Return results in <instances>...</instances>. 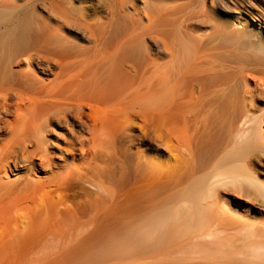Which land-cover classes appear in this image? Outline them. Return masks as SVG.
<instances>
[{"label": "bare ground", "instance_id": "1", "mask_svg": "<svg viewBox=\"0 0 264 264\" xmlns=\"http://www.w3.org/2000/svg\"><path fill=\"white\" fill-rule=\"evenodd\" d=\"M10 1L0 0V224L16 222L18 211L38 217L32 244L55 261L82 259L74 251L82 247L108 249L110 225L163 237L173 224L179 244L167 264H264L260 246L226 241L245 223L227 219L215 192L226 176L264 202V178L249 157L264 171V0H115L106 15L102 8L90 18L63 11L61 0H35L15 21L19 3ZM196 22L211 29L196 33ZM218 134L231 138L222 170L176 185L174 208L161 223H134L157 176L136 145L165 136L189 167ZM186 167L171 178L179 181ZM72 183L83 186L77 207L47 206V195ZM125 211L132 223L122 219ZM8 232L7 244L15 245L20 239Z\"/></svg>", "mask_w": 264, "mask_h": 264}, {"label": "rangeland", "instance_id": "2", "mask_svg": "<svg viewBox=\"0 0 264 264\" xmlns=\"http://www.w3.org/2000/svg\"><path fill=\"white\" fill-rule=\"evenodd\" d=\"M12 1H13V3H12ZM15 1H18L17 4L19 3L20 5L18 4V6H17ZM27 1L28 0H11L10 2H8L12 5H14V3H15V5L17 6L16 10H15L16 16L13 18L14 21L16 20V18L22 17L25 12H28V9H30L32 7L31 5L36 4L39 1L40 2H47L48 0H37V2H35V3H34L35 0H31L30 2H27ZM67 1L68 0H64V1L61 0V2H63V3H61L60 1H59L60 4L58 3L60 5V7L62 5L61 8L63 9V11L67 12L66 9H68L69 7H70L69 9L71 11H72V9L76 10V8H77L78 11L79 10L85 11L84 13L86 14V16L88 18L95 16V14H96V16L99 15V10L101 12L100 14H102L104 12V14L106 15V12H109V10L111 9L110 7L114 8V5L116 3L115 0H97V1L96 0H83V1L82 0H80V1L79 0H73V1L70 0L69 2H67ZM66 2L69 4L68 6L66 5L67 4ZM86 2H87V4H86ZM23 4H25V5H23ZM111 4H114V5L111 6ZM63 5L66 6V9L64 8ZM70 5L71 6L74 5V6L71 7ZM212 5H214V4L212 3ZM27 6L29 8H27ZM105 7L109 8V9H106ZM102 8H104V10ZM105 9H106V11H105ZM39 10H40V12H42L41 13L42 15H43V13H45L41 9H39ZM102 10H103V12H102ZM124 10L126 12V9H124ZM73 11L71 12L70 15L75 16L76 11L74 13H73ZM94 12H96V13H94ZM69 13H70V11H68L67 14L69 15ZM93 13H94V15H92ZM126 13H128V12H126ZM88 14L91 16H89ZM104 14H103V16H105ZM45 15L46 14H44L43 16H45ZM126 16L127 15L125 14V20H126ZM127 17H129V16H127ZM123 19H124V16H123ZM127 19H129V18H127ZM195 25L197 26V22L195 23ZM210 27H211L210 23H209V25L204 23L200 27L194 28V29L196 30V33L199 32V31L197 32V30H200V33H204V31L206 32L207 29L209 31V29H211ZM64 29H65L64 31H66V32L68 31L67 28H64ZM68 32H70V31H68ZM218 47L222 48L223 46H221L219 44ZM218 47H217V51H220V52L224 51V49H220V48L218 49ZM243 51L245 52L246 50H242L241 52H243ZM35 66L37 67L36 69L43 68V66H41V65L40 66L35 65ZM249 84L251 87L255 86L253 81H250ZM260 106L263 107V105H260ZM85 110H86V112H88L87 108ZM87 118L88 117L85 116L84 120L87 123H89L90 120H89V118L88 119ZM66 123L68 125L67 128H70V125H72V122L70 120H67ZM73 127L76 131H80L78 126H73ZM262 127H263L262 131L264 132V126H262ZM54 130L56 132H61V130H59L58 127L54 128ZM62 132L65 133L64 130ZM133 133L135 134V132H133ZM220 134H221V132H220ZM222 135H223V137H225V133H222L221 136ZM218 136H219V134L217 135V137ZM221 136H219L220 138H218V139H217V137H212L210 140V141H212V143L210 141H208L209 142L208 152H207V150H205L206 152H204V154H201L200 156L195 158L194 163L191 164V166H189V167H186V165H188V164H187V161L185 160L186 159L185 157L181 156L183 159L179 158V160H178V155L176 156V153L178 152V150L176 149L175 141L174 140H168L167 138H164L165 136H162L161 137L162 139L159 138L160 140L159 139H157V140L153 139L152 140V139L147 138L141 144H139V145L137 144L136 147H140L144 151L150 165L152 167L154 166L152 169L156 170L157 176L155 179V183H156L155 190H153V192L152 191L148 192L147 193L148 196L145 193L144 204L140 208L139 222H138V220H136L134 223L137 222V224L140 223L141 225H145V224L149 223V221L152 223H155V224L161 223L160 221L164 220L165 216L173 210L172 208H174L177 196L179 195V192L177 189L179 187H177V186L181 185L184 188H186L185 186H187V185L192 186V185H194V183L197 179L209 176L207 173H210V176H211V175H213L212 173H214L215 171H219V169L221 171L222 170V160L221 159H223L226 152L229 151V150H225L226 148L224 149L223 146L225 145V147H226L227 144H223V143H225V142L230 143L231 142V138H230L231 135L228 134L230 140L227 139L228 136L226 135V138H224V139H227V140H224V141H223V138ZM230 144H228L227 147H229ZM58 145H62V144L58 143ZM169 146H170V148H169ZM210 146H215V147H210ZM221 148H222V150H221ZM181 151H182L181 153L186 152L184 150H181ZM54 153L56 156L59 155L58 152H54ZM249 157L252 158V160L250 162V163H252V164H250L251 167L258 170L257 172H258L259 178L263 179L264 178V171H262L263 170L262 162L259 159L258 160L261 163L258 162V160H256L255 158H253L251 156H249ZM246 162H248V160ZM198 164L200 165V167ZM179 166H182L183 168L186 167L187 170H185L186 173L184 172L182 174L183 177L181 176L179 181L175 182L171 177H173V175L176 174L177 167H179ZM188 168H190V170H189L190 172L188 171ZM187 171H188V173H187ZM219 172H217V173H219ZM36 176L38 178L39 177L41 178V177H43V173H41L39 171L32 172V177H36ZM222 177L224 179L220 178L222 180L221 183L224 180H225V183L224 184L222 183L223 185L218 184L217 186H215V188H217V189H215V192H217L216 194L218 196L217 199L219 200V204L222 205L221 210L224 209L223 210L224 215L226 217H229L227 219H231V218L233 219L234 218L233 219V221H234L237 218L235 220V221H237V226H238L240 220H241L240 224H243V222L245 223V224H243L244 226L242 225L243 228L239 224L238 227H241V228L240 229L237 228L240 231L239 230H237V232L235 231L236 233L239 232L237 235H236V233L235 234L233 233L234 235H232V231H234V230L230 231V233H231L230 236L231 235L232 236H231V238H230V236L227 237L226 241L233 242L235 244L236 243L238 244L240 241L241 243H239L238 245H241V244L244 245L245 244L244 241H245L247 244L249 243V246L254 245V247L255 246L256 247L257 246L262 247V249L260 247H259V249H260V251L261 250L264 251V202L262 201V199L260 197L253 199L252 197H248L249 196L248 194L242 193V191L238 190L237 187L241 186L240 183L236 182L237 184H239L237 186L236 183H230L231 180L230 181L228 180V182H227L225 179L226 176H222ZM170 178H171V180H170ZM184 178H186V179H184ZM172 181H174L176 184ZM181 181H184V182H181ZM180 183H182V184H180ZM188 183H190V184H188ZM244 194L247 196V198ZM82 196H83L82 184H79V183L73 184L72 183L70 185L63 187L62 189H60L58 191H53L50 196L47 195L48 200L46 199V201H48L47 204H49L47 206L48 207L51 206L53 208L59 202V204H61L60 207H62L63 204L77 207L78 202L81 200ZM53 201H55L57 204L53 203ZM225 207L227 208V210H225L226 209ZM127 212L126 211L123 212L125 217L122 216L123 213H120L119 215H121L123 217L122 219L124 221L127 220V221H129V223H132L133 221H131V220L133 219V217L130 216V214L131 215H133V214L131 212H128L130 214H127ZM23 214L24 213L22 211H18V213H16V216H17L16 219L17 220L13 224L11 223L12 225L10 223H6V224L1 223L0 224V264H156V263L157 264H164V263L167 264V262L169 260H171V258H172L170 256L169 252H171L177 246V244H179L178 236L176 234V229L173 226V224L166 227V229L164 230V233H163V237H162V235L158 234V233H161L160 231L158 233H156L157 231L155 230V232H154L153 229L146 230V231H144L145 229H142L141 231H144V232H140V230L137 232L131 231L130 229H126L125 231H117V228H115V226L111 227V225H110V227L108 226L107 228H105L106 231L101 230L104 232V233L102 232L103 234L109 235L110 241L112 240L111 241L112 244L110 245V247H108V249H101L100 247H97L95 249L93 248V250H92L91 248L82 247L83 249L85 248V250H83L82 248H80L82 250H79V248L76 249L77 251L74 250L75 253H78V254L81 253V255L83 256L82 259H69V260L68 259H66V260L56 259L57 261L50 260V259H42V257L48 252V249L42 248L43 249V251H42V249H39L37 246H34L33 245L34 243L32 242V241H35L33 239H36L39 236V234H37V232L41 233V232H39L40 228L38 229V227H37L38 224L36 223L37 222L36 220H39V218L36 217L37 219L35 218V220L30 219L28 217L24 218ZM126 218H128V219H126ZM116 219H112L111 223H113ZM129 219H131V220H129ZM42 221H44V220H41L38 223L41 224ZM47 222L49 224L50 221L48 220ZM44 223H45V225H43ZM44 223L42 224V227H44V226H45L44 228L48 227V224H46L45 221H44ZM7 224L10 227H12V229L15 230V233H14L15 235H13V236H16V237L18 236L17 238H15V237H13V238L16 240L20 239V240H17L15 245H12V246L7 244V239L10 237L9 235H7V233L9 234L8 230L10 228L9 226L7 227ZM33 224H34V226H32ZM246 224L248 226H245ZM249 225L253 226V228H251V229L249 228L248 230H250V231L249 232L247 231V233H245L247 228L250 227ZM244 227L246 228V230L244 229ZM44 228H42V230H45ZM48 228H51V227L49 226ZM241 229L245 230L244 231L245 234L249 233L247 235L248 239H247V237L245 238V234L243 235V231ZM259 229H260V231H259ZM256 230H258L259 233H258V231L256 232ZM40 231H41V229H40ZM255 232L257 234H255ZM157 235H158V238H159V236H161L160 237L161 240H160V238L159 239L156 238ZM242 235L244 237H242ZM228 238H230V240ZM244 238H245V240L242 241V239H244ZM3 242H6L5 244H7V245H5ZM27 243L30 245H28ZM228 244H230V243H228ZM46 249H47V251H46ZM78 250L81 252H79ZM176 250H177V247H176ZM72 251H68L67 254L68 255L69 254H72V255L75 254L74 251L73 252ZM162 251H165V252L168 251L166 253V255H164L166 258L165 257L163 258V260L166 259L165 261H162V259H161V257L163 255H160V254L164 253ZM42 253H44V254H42ZM92 256H96V259L92 258ZM158 258H160L161 261ZM260 261H261V259H260Z\"/></svg>", "mask_w": 264, "mask_h": 264}]
</instances>
